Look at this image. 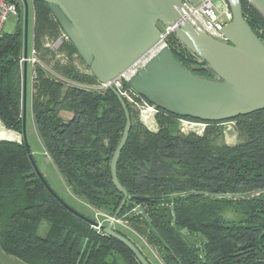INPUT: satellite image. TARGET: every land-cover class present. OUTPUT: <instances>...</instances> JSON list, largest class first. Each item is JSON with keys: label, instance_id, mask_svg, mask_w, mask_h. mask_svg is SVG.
<instances>
[{"label": "trees", "instance_id": "1", "mask_svg": "<svg viewBox=\"0 0 264 264\" xmlns=\"http://www.w3.org/2000/svg\"><path fill=\"white\" fill-rule=\"evenodd\" d=\"M9 1L18 8L17 0ZM239 2L244 20L264 43V16L248 0ZM32 8L33 48L48 52L44 39L63 32L43 0H32ZM17 22L13 33L0 37V121L21 133L24 15ZM165 43L184 70L219 80L174 34ZM60 50L81 60L67 39ZM86 68L81 72L57 63L54 69L63 78L57 80L35 64L30 110L45 154L73 195L113 217L122 195L112 184L109 165L125 116L111 90L83 87L99 85ZM123 100L130 130L116 174L128 198L115 219L155 250L162 264H264V110L231 120L241 142L228 146L214 142L212 127L221 122L206 123L211 128L200 137L183 134L179 119L200 121L155 108L158 129L151 132ZM137 196L148 199H130ZM93 222L48 186L23 142L0 141V247L5 253L26 264H140ZM43 223L47 227L40 236Z\"/></svg>", "mask_w": 264, "mask_h": 264}, {"label": "water", "instance_id": "2", "mask_svg": "<svg viewBox=\"0 0 264 264\" xmlns=\"http://www.w3.org/2000/svg\"><path fill=\"white\" fill-rule=\"evenodd\" d=\"M199 1L189 0L192 4ZM224 1L231 19L219 30L224 41H218L182 19L181 0H43L98 84H107L125 74L152 49H158L129 77L128 85L153 107L203 123L227 122L264 110V43L244 20L239 0ZM248 1L264 16V0ZM23 3L26 58L28 11L26 1ZM157 24H177L175 37L203 60L219 80H207L184 70L163 44ZM22 86L21 134L29 150L25 137L26 63ZM109 90L117 97L125 116L122 135L109 165L112 184L122 195L115 219L128 198L117 179L116 166L129 134L130 118L123 98L114 88ZM93 226L122 243L140 264H150L129 239L114 229L112 222H93ZM186 231L184 228L181 233Z\"/></svg>", "mask_w": 264, "mask_h": 264}, {"label": "rangeland", "instance_id": "3", "mask_svg": "<svg viewBox=\"0 0 264 264\" xmlns=\"http://www.w3.org/2000/svg\"><path fill=\"white\" fill-rule=\"evenodd\" d=\"M27 3V11H28V26H27V39H28V51L33 47L32 45V25H33V8H32V0H25ZM214 6L218 12L219 20H223L224 16L221 12L220 4L221 0H212ZM17 18L19 16L24 15V3L23 0H17ZM228 9V6H227ZM16 16H9L7 21L3 26V33L10 34L13 33L18 25ZM230 21V20H229ZM22 23H20L21 25ZM159 29L163 28V25L157 24ZM66 38L63 36V33H60V36L56 39L45 38L43 41V48L47 49L48 52L44 50L36 51V65L40 66L45 74L48 77L55 78L57 80H63L58 72L55 71L54 66L57 63L60 64H68L74 66L81 72H88L86 65L81 61L78 57L66 56V53L63 50H60L62 46V41H65ZM30 65L27 67L26 71V103H25V137L30 150V153L33 157L36 167L41 173L42 177L47 182L48 186L71 208H73L78 213L87 216L97 222L99 225H105L108 222L113 223V227L116 231H119L121 234L130 238L134 245L141 250V252L146 256L150 264H162L159 256L156 254L155 250L148 247L144 240L133 233L128 226L123 221H119L117 219H113L104 213L97 211L91 207L88 208L85 206L86 203L76 196L73 195L65 180L63 179L60 172L57 170L55 165L52 163L51 159L45 154L44 149L38 139V136L35 132L33 119L30 110V82H31V70ZM84 88H91L96 90H101L99 85L96 86H83ZM133 107V106H132ZM134 112L138 118V120L151 132H156L158 129V125L155 119V113L150 111H145L143 113V109L133 107ZM150 119V120H149ZM188 121L189 123H181V121ZM182 125V130L180 128ZM238 125L235 121H227L221 122L220 124L212 127L216 129V135L214 136V142L216 144H226L228 146H233L241 142V137L238 132ZM208 128H211L208 124L203 122H193L185 119H179L178 121V129L179 132L183 134H194L196 136H202ZM190 129V130H189ZM88 206V205H87ZM90 207V206H89ZM99 214V215H98ZM47 224L43 223L42 227H40L38 234L43 236L45 234ZM97 229V228H96Z\"/></svg>", "mask_w": 264, "mask_h": 264}, {"label": "built area", "instance_id": "4", "mask_svg": "<svg viewBox=\"0 0 264 264\" xmlns=\"http://www.w3.org/2000/svg\"><path fill=\"white\" fill-rule=\"evenodd\" d=\"M9 16H16L17 18L16 4L10 2L9 0H0V37L3 33V26ZM181 16L183 20L189 22L195 29L206 33L207 35L218 41H224V38L220 34L219 30L231 19L229 9H226L223 12L224 19L222 21L219 20L217 9L214 6L212 0H200L196 4H192L191 2H189V0H181ZM176 26L177 24H175L174 26L165 25L162 29H159L164 45H166L165 39L169 35L174 34V29ZM157 50L158 49H152L144 58H142L125 74L118 76L107 84H99L100 89L106 90L109 89V87H112L130 105L135 108L143 109V113H145V111L156 113L157 110L155 109V107H153L146 100L140 97L131 88L126 89L123 83H127L129 77L139 68H141L146 63V61L157 52ZM19 63L21 71L23 69L24 63H26V65H30V67L33 68V66L37 63L35 49L33 47H30V51L29 53H27V57L24 58L22 56ZM184 122L189 123L188 121H181L182 124ZM180 128L182 130V125H180Z\"/></svg>", "mask_w": 264, "mask_h": 264}, {"label": "crops", "instance_id": "5", "mask_svg": "<svg viewBox=\"0 0 264 264\" xmlns=\"http://www.w3.org/2000/svg\"><path fill=\"white\" fill-rule=\"evenodd\" d=\"M221 12L223 13L227 9V4L224 0H221L220 4ZM28 65H26V71H27ZM30 67V66H29ZM31 70V82H30V105H31V95H32V68ZM23 74V69H22ZM25 103H26V87H25ZM0 141H8V142H14V143H21L22 142V134L18 133L14 130L6 128L3 123L0 121ZM86 207L90 208L85 204ZM99 215V214H98ZM0 264H26L25 262L21 261L20 259L11 256L7 253H5L1 247H0Z\"/></svg>", "mask_w": 264, "mask_h": 264}, {"label": "bare ground", "instance_id": "6", "mask_svg": "<svg viewBox=\"0 0 264 264\" xmlns=\"http://www.w3.org/2000/svg\"><path fill=\"white\" fill-rule=\"evenodd\" d=\"M150 120V119H149Z\"/></svg>", "mask_w": 264, "mask_h": 264}]
</instances>
